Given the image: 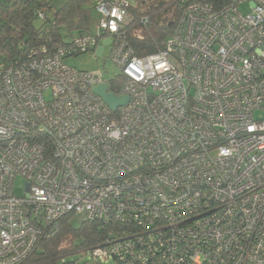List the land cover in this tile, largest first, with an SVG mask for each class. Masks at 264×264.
Segmentation results:
<instances>
[{
  "label": "built area",
  "instance_id": "1",
  "mask_svg": "<svg viewBox=\"0 0 264 264\" xmlns=\"http://www.w3.org/2000/svg\"><path fill=\"white\" fill-rule=\"evenodd\" d=\"M181 7L156 54L125 39L130 1L94 0L98 36L0 63V264H23L69 214L121 226L99 262L264 264V0ZM101 36L117 80L65 62ZM104 85L128 103L112 111Z\"/></svg>",
  "mask_w": 264,
  "mask_h": 264
},
{
  "label": "trees",
  "instance_id": "2",
  "mask_svg": "<svg viewBox=\"0 0 264 264\" xmlns=\"http://www.w3.org/2000/svg\"><path fill=\"white\" fill-rule=\"evenodd\" d=\"M181 1L160 2L145 11L141 8L143 0H136V6L130 3L131 20L124 26L123 33L138 57L156 54L162 50L182 14ZM206 1L215 11L224 9L230 2ZM53 3L54 0H0V63L27 60L33 49L39 50L45 44L52 49L56 44L66 45L78 35L91 33L94 0H67L59 8ZM38 10L46 12L48 21L54 24L49 33V42L40 36L43 24L36 18ZM105 37L107 36L100 38ZM111 91L116 93L114 89ZM74 218L72 214L66 215L61 220L57 235L40 240L23 264H58L66 256L91 252L112 241L114 234L121 228L115 224L103 225L84 219L79 227H75ZM115 261L121 264L118 260ZM97 263L101 264L99 261Z\"/></svg>",
  "mask_w": 264,
  "mask_h": 264
},
{
  "label": "rangeland",
  "instance_id": "3",
  "mask_svg": "<svg viewBox=\"0 0 264 264\" xmlns=\"http://www.w3.org/2000/svg\"><path fill=\"white\" fill-rule=\"evenodd\" d=\"M67 0H54V6L59 8L61 7ZM132 4V6H136V0H128ZM168 0H143L141 2V8L143 11L147 10L150 6L158 5L160 2H166ZM246 11V9L244 10ZM98 22L99 16L96 11H93L92 14V23H91V33L94 36H98ZM72 40H70L71 42ZM69 43V40H67ZM112 50V46L110 43V38H100L98 40V45L94 49V51L81 54L78 56L68 57L65 62L67 65L77 69L78 71L84 72H97L103 71L104 76L107 80H117L120 75V69L115 65L114 62L110 59V53ZM25 181L21 177H18L13 186V190L18 196H22L24 192ZM83 222L82 216H76L73 220V224L75 227H79ZM101 264H118L114 259H110L106 262H100ZM58 264H98L96 260L92 257L90 251L86 252H78L73 255L66 256L59 260Z\"/></svg>",
  "mask_w": 264,
  "mask_h": 264
},
{
  "label": "water",
  "instance_id": "4",
  "mask_svg": "<svg viewBox=\"0 0 264 264\" xmlns=\"http://www.w3.org/2000/svg\"><path fill=\"white\" fill-rule=\"evenodd\" d=\"M94 94L100 97L103 102L112 110L116 111L118 108L123 107L129 101L127 97H118L108 93V86L95 87Z\"/></svg>",
  "mask_w": 264,
  "mask_h": 264
},
{
  "label": "crops",
  "instance_id": "5",
  "mask_svg": "<svg viewBox=\"0 0 264 264\" xmlns=\"http://www.w3.org/2000/svg\"><path fill=\"white\" fill-rule=\"evenodd\" d=\"M98 45V44H97ZM97 47V46H96Z\"/></svg>",
  "mask_w": 264,
  "mask_h": 264
}]
</instances>
